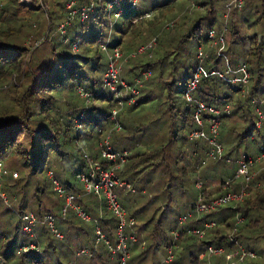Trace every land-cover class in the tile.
<instances>
[{"label":"trees","instance_id":"trees-1","mask_svg":"<svg viewBox=\"0 0 264 264\" xmlns=\"http://www.w3.org/2000/svg\"><path fill=\"white\" fill-rule=\"evenodd\" d=\"M37 1L0 0V160L5 169H16V176L10 175L12 183L6 185L12 195H19L16 211L5 210L9 215L7 223L0 225V264H76L81 256L103 260L99 250L119 264L118 256H112L103 243L95 246L94 232V221H97L102 232L115 243L116 218L106 209L102 198L85 191L76 178L78 172L90 171V162L105 164L100 144L111 133L114 146L124 143L131 151L127 162L117 170L118 177L131 185L129 190L119 189L118 198L128 216L136 220L133 226L136 241L128 246L129 264L151 246L155 253L162 250L161 257L151 264H229L225 253L214 261L211 256L206 263L207 257L200 254V259L196 252L201 253L205 245H213L222 246L229 253L240 245L237 242L241 239L242 247L255 251L258 257L242 261L233 257V264H264V245L260 243L264 240V186L260 187L261 182L264 184V170L254 175L241 201L217 206L199 216L192 213L183 226L170 228L168 236L163 234L166 222L162 216L147 230L148 224L141 223L138 217L142 209L130 211L125 205L133 199V192L136 193L134 201L146 197L137 195L146 187L145 182L147 185L163 182V192L168 195L162 203L165 207H169L171 194L175 190L180 192L187 205L182 211L185 213L192 210L199 194L209 201L223 193L238 191L242 186L240 180L234 178L238 160L259 155L264 150V121L255 128V104L251 102L253 97L260 99L264 93V0H243L239 10L232 6L231 0H193V8L183 14L179 11L181 2L172 4L180 0H138L135 5L130 0L135 11L123 13L121 9V15L115 20L122 17L125 28H115L118 36L112 45L111 34L107 41L103 40V35L107 22L110 30L113 28L107 11L108 1L113 0H75L79 5L94 2L96 7L87 20L80 22L75 18L67 26V43L56 40L52 33L57 28L55 20L66 18L69 0H43L44 6ZM157 9L171 14L169 23L161 30L164 33L160 38L158 35L151 56L131 57L128 66V80L132 79L128 83H133L145 70L151 72L150 82L143 81L137 86L134 103L128 104L127 98L123 99V106L112 119L111 110L117 101L101 86L106 65L102 60L107 61L102 46H120L121 50L134 51L151 38L136 45L146 39L141 35L142 30L149 29L145 22L149 27L153 25L146 14ZM252 27L256 29L251 30ZM212 28L217 34H223V43L211 44L208 31ZM75 41L78 50L73 52L70 42ZM199 47L205 53L203 65L207 73L201 77L189 102L183 92L199 62ZM241 63L247 65L250 73L245 95L237 85L210 74L213 68L235 69ZM78 88L90 92L92 98L87 101L81 97ZM234 93L238 95L234 97ZM199 100L218 108L228 105L230 109L220 116L218 138L223 152L204 164L207 141L188 138L195 127L192 112ZM153 123L160 125V131L147 138L142 127ZM256 139H260L261 144L254 153L240 152V144ZM232 166L235 171L228 175L226 171ZM218 168L230 179L220 177L219 184L211 186L207 174ZM48 172L75 196L74 203L91 217L90 221L78 217L70 207L61 213L65 202L54 191ZM156 174L162 178L156 181ZM7 176L9 173L1 182L3 191ZM153 185L148 188L149 192ZM189 186H194V190L188 191ZM28 211L34 212L39 220L36 237L45 235L63 242L72 235L79 248L74 252L71 244L73 249L69 244L57 246L32 239L21 230V215ZM46 215L54 217L61 239L47 227ZM238 218L242 221L233 230ZM210 221L215 225L203 228V224ZM194 228H201L203 236L188 232ZM177 229L179 236L174 239L171 234ZM126 232H130V228ZM154 237L159 243L152 241ZM148 239L151 245L146 244ZM142 241L144 246H141ZM28 242L37 243V249L21 251L22 245ZM172 244V259L165 262ZM85 248L88 252L78 255ZM136 264H140L139 261Z\"/></svg>","mask_w":264,"mask_h":264},{"label":"built area","instance_id":"built-area-1","mask_svg":"<svg viewBox=\"0 0 264 264\" xmlns=\"http://www.w3.org/2000/svg\"><path fill=\"white\" fill-rule=\"evenodd\" d=\"M120 1L121 0L108 1L107 11L110 13V16L112 15L114 18H117L121 15V9L117 6ZM131 2L133 5H135L137 4L138 0H132ZM242 4L243 0H232V6L237 10L242 7ZM38 5L43 6V0H38ZM95 7L96 5L94 2L79 5L75 0H69L66 3L67 15L64 19L65 21L62 22L58 27L59 32L63 38L62 42H69V37L65 35L67 26H69L75 18H78L80 22L87 20L89 15L95 11ZM208 36L211 39L212 45L221 44L224 41L223 34H217L214 28L208 31ZM156 44L157 37H152L147 42L139 45L134 51L126 54V58H131L147 53H149V56H151L152 50H154ZM70 46L72 51H76L78 49L76 41L70 42ZM102 50L106 52L107 61L106 68L102 77L101 86L102 89L111 92L117 101L116 106L111 110V118L115 119L116 115L118 114L119 108L123 106V99L127 98L128 104L134 103L136 99L135 97L138 94L137 86H141L143 80L147 79L150 76L151 72L149 70L142 71L139 77H135L133 79V83H128L120 77V67L118 64H120L119 61H125L122 60L124 58V53L121 50L120 46L107 48V46L103 44ZM204 55L205 53L202 47H199L197 52V58L199 62L196 65L193 73L191 74V77L189 78L186 84V88L183 92V97L189 102L193 99L192 92L196 89L201 77L207 73L203 65ZM210 74H216L221 79L226 80L231 84L237 85L239 88H241L242 95H245L248 91L247 86L249 83L250 73L245 63L239 64L235 69L227 67L223 70L218 71L213 68L210 70ZM78 93L81 97L86 98L87 101L92 98V94L88 91L83 90V88H78ZM251 102L255 104L254 112L256 114V120L254 126L255 128H258L264 121V93L261 95L260 99L253 97L251 99ZM229 110L230 109L228 105H225L223 108H218L206 104L201 100L196 102V107L192 112V119L195 123V127L188 133V138L192 141H200L204 139L207 141L208 149L205 152V158L202 162L203 164L206 162V160L214 159L217 156H220L223 152V145L218 138L220 116L222 113H228ZM76 124L77 126H79L77 121ZM115 125L116 129L120 128V125H118L117 121H115ZM100 145L101 156L104 158L105 164L90 162V171H88L87 173L78 172L76 174V178L85 191L102 198L106 209L110 211L111 214L116 218L115 243H113L111 239L102 232L98 222L94 221V232L96 234L95 246H97V244L99 243H103L112 254V256H118L119 264H128V260L130 258V253L128 252L129 243L136 241V232L133 229L136 220L133 216H128L127 211L121 204L115 189H131L130 183L121 179L117 175V170L127 162L129 151H119L112 149L109 143L108 135ZM261 159H264V150L259 155L243 156L242 158H240L238 160V167L235 171L234 176L235 179L240 180V184L242 185L239 190L223 193L210 199L209 201H205L204 195L199 194L192 210L179 217V223L183 224L187 220V218L192 215V213L199 216L202 213H208L214 210L217 206L233 201H241L246 195V187L255 175V173L252 172V167L256 163L261 161ZM3 165V161L0 160V196L4 198L5 195L1 191V182L4 175L7 174V170L3 167ZM13 176L15 177L16 173H13ZM48 176L53 180L54 191L59 197L64 199L65 206L61 209V213L64 214L66 209L70 207L73 211H75L78 217L85 221H90L91 217L79 205L74 203L75 196L72 193L67 192L59 183V181L53 178L51 172H48ZM197 187H200V183L197 184ZM44 220L49 230L57 238L61 239L62 234L55 226L54 217L52 215H46L44 216ZM241 221L242 218L237 219L233 230L237 229V225ZM38 222V217L34 212H25L21 215V230L28 234L30 237H34V230ZM214 225V221L205 222L203 224V228H209ZM127 228H130V232H126ZM188 232L195 233L199 237L203 236V230L201 228H194L188 230ZM172 234L174 239H177V237L179 236V230H175ZM173 247L174 244H172L170 248H168L165 262L171 261ZM28 249H37V243L28 242L25 245H22V247L20 248L21 251H26ZM87 252L88 250L86 248L81 249L78 255L86 254ZM224 253L227 260H231L233 257H237L239 261H242L244 259H253L257 256V253L255 251L247 250L240 245H238L237 248L234 249V251H231L229 253H226L225 248L222 246L205 245L200 254L201 256H207L208 258H210L214 255H223ZM229 264H233V262H230Z\"/></svg>","mask_w":264,"mask_h":264},{"label":"rangeland","instance_id":"rangeland-1","mask_svg":"<svg viewBox=\"0 0 264 264\" xmlns=\"http://www.w3.org/2000/svg\"><path fill=\"white\" fill-rule=\"evenodd\" d=\"M22 1H30V0H22ZM179 2L182 3L179 6V7H182L179 10V11H181L180 13H182V14L184 11L190 12V10L193 8V4L195 3L193 0H180V1L172 3V4H178ZM37 4H38V1H37ZM231 4H232V0H231ZM130 5H131L130 0H121L118 3V8L122 9L123 13L128 12V10L131 12L135 11V9ZM43 6H44V4H43ZM227 11H228V9H227ZM170 17H171V14H168V13L166 14L162 10L160 11V9L154 10L153 12H148V14L146 15V18L149 19L150 21H152L153 25L149 27L148 22H145L146 28L148 27L149 29L142 30L141 35L143 36V38H146V39H142V41L138 42L136 45L145 42L150 37L151 38L152 37H158V35H159V38H160L161 37L160 35L164 33V31H161V30H162V28L166 27L165 26L166 23H169L168 20L170 19ZM224 17L225 18L227 17V12H225ZM218 19H220V16L218 17ZM64 21H65L64 19L59 20V21L57 19L55 20V24H57V28L55 27L56 31H53L52 34H53V38H56V40L58 39V41L63 40L62 36L58 35V33L60 34L58 27ZM123 22L124 21H123L122 17H120L118 20H115V18L111 15V24H113V28L110 30V26H108V22H107V24L105 26V30H104L103 40H106V41L109 40L108 36L111 34L110 45H112V43L114 42V39L117 38V36H118V32L115 30V28H118L119 30L125 28V23H123ZM254 29H256V28L255 27L251 28V30H254ZM56 36H58V38ZM29 42H30L29 38H27L25 43L28 45ZM132 50L131 49L122 50L124 53V55H123L124 58L122 60H125V61H119L120 64H118L120 67V77L123 80H125L126 82L132 81V79L128 80L130 78V75L128 74V66L130 67V64H131L129 61L130 59L126 58V54H128ZM76 51H73V52H76ZM147 55L149 57V53H147ZM102 62L106 64L105 58L102 60ZM105 68H106V65H105ZM143 81H147V83H148V82H150V79L147 78ZM144 84H146V83H144ZM233 95H234V97H236L238 94L234 93ZM159 127H160L159 124L153 123L152 125L149 124V125L143 126L142 128H144V129L142 131L145 132V135H147V138H148L152 134L159 132L160 131ZM108 136H109V143H110V146L112 149L119 150V151H121L120 149L127 150V151H129L128 157L130 156L131 151H130V149H128V147L126 148V146H125L126 144L122 143V145L121 144L116 145L117 147H119V148H117L116 146H114V143H113V134L112 133L110 135L108 134ZM246 143L247 144H245V143L240 144V147H239L240 152H245V151L247 152L248 151L250 153H254L258 149V146L261 144V140L260 139H256L255 141L248 140ZM249 156H251V155H249ZM263 161L264 160L259 161L258 163H256L252 167V172H254L256 175L261 173V171L264 170V162ZM159 169H161V168H159ZM6 170H7V174L9 173V176H7L4 180L5 191L1 190L4 193L5 197L3 198L0 196V225H2L3 223H7V219H8L9 215H6L5 210L7 211V209H9L10 211H16V205L18 203V198H19V195H17V194L12 195L13 193L8 190L7 185H6V183H12L10 175L13 174L14 172H16V169L14 168L12 170L11 168H9V170L8 169H6ZM19 171H20V175H23V171L20 167H19ZM234 171H235V169L232 166V167L227 169L226 173L228 175H231ZM226 173H220L219 168L216 169V171H214V170L209 171L207 176L212 181L211 186L218 185L220 177H222L223 180L224 179H230V178H228ZM7 174H5L4 176H6ZM209 174H211V175H209ZM154 177H155L156 181H157V178H162L160 176H157V174ZM144 185L146 187H144V190L142 191V193L137 192V195L138 196L144 195L146 197L142 198V200L134 201L136 198V193L133 192L134 196H133V199H131V202H125L126 208H128L130 211H133V210L138 209V208L142 209V212L138 213V217H139L141 223H147L148 224L147 230H151V228L153 227L155 222L160 218V216H162V219L166 222V223H164L165 231L163 233L166 236H168L170 234V232H169L170 228H175L176 225L183 226V224H180L178 221L180 216L186 214L185 212H182L187 207V205L184 204L185 198L182 196V194L175 190L171 194V201H170L169 207H165L164 204H162V203L167 200L168 195L166 192H163V188H162L163 182L162 181H160L158 183L155 182V185H153V184L147 185V183L145 182ZM152 185H153V190L149 192L148 188L151 187ZM173 185L175 186L174 182H173ZM263 186H264V184H262V182H261L260 187H263ZM119 189H121V188H116L115 191L117 192ZM187 189H188V191L194 190V186H189V187H187ZM126 190H129V189H125L124 191H126ZM29 195H30V193H29ZM150 199H153L152 202L147 204V201ZM48 200L51 202L50 196L48 197ZM2 212H5V213H2ZM151 218H153L152 222H149V219H151ZM188 220H189V217L187 218V220L184 223H186ZM138 222H139V220H138ZM36 235H38V233L34 230V237H31V238L34 240H40L43 242L48 241L49 243L51 242L52 244L57 245V246H60V244H69V245L71 244L75 248L73 250L74 252L77 248H79V246L76 245L77 243L75 244V241H74L72 235L69 239H66L63 242L52 240V238L50 239V238H48V236H45V235H42L41 237H36ZM171 236L173 237L172 234H171ZM142 237H144V236H142ZM242 238H243V236H242ZM152 241H154V242L157 241V243H159V240L155 239V237L153 238ZM240 241L242 242V239L239 240L237 243L240 244L241 246H243V244H242L243 242L241 243ZM145 242H146V244L151 245L149 242V239H148V241H145ZM145 242L143 243V241H142L141 246H144ZM154 242H153V244H154ZM260 243H262V245H264V240L261 241ZM71 245H70V247L72 248ZM145 250H147V251H145ZM97 251H98V249L96 250V252ZM201 251H202V249H201ZM98 252L103 254L102 255L103 260L106 258L108 259L107 263L103 262V260H98L99 258H97L96 256L94 258H91L89 256V258H91V259H88V258L81 256V257H79L76 264H115V262L112 261L108 257L107 253L103 252L102 250H99ZM161 254H162V250H159V254L155 253L152 249V246H151L149 248V250L144 249V254L143 255L141 254L140 257H138L136 260H134L133 264H136L138 261L140 264H151L152 260H157L158 258L161 257ZM196 254L198 255V257L200 259H202L200 257L199 251H197ZM218 256L219 255H214L212 257V259L211 258H209V259H211V261H214V258H216ZM153 257L155 259H153ZM205 257H207V256H205ZM257 257H258V254H257ZM209 259H208V257H207V260L205 259L206 263H208ZM229 261L232 262L231 260H229ZM128 264H129V260H128ZM226 264H228V263L226 262Z\"/></svg>","mask_w":264,"mask_h":264}]
</instances>
